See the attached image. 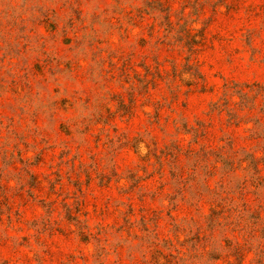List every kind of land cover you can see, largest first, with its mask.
<instances>
[{
  "label": "rangeland",
  "instance_id": "374dc122",
  "mask_svg": "<svg viewBox=\"0 0 264 264\" xmlns=\"http://www.w3.org/2000/svg\"><path fill=\"white\" fill-rule=\"evenodd\" d=\"M0 264H264V0H0Z\"/></svg>",
  "mask_w": 264,
  "mask_h": 264
}]
</instances>
